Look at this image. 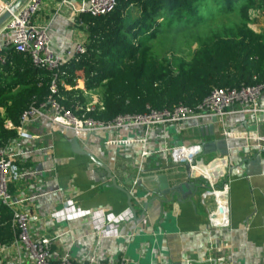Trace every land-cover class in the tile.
Masks as SVG:
<instances>
[{"label": "crops", "instance_id": "1", "mask_svg": "<svg viewBox=\"0 0 264 264\" xmlns=\"http://www.w3.org/2000/svg\"><path fill=\"white\" fill-rule=\"evenodd\" d=\"M60 1L40 0L32 19L47 28L58 55L87 41L83 23ZM78 89L85 102L102 101L99 90ZM259 108L264 111V93ZM26 129L35 138L16 137L6 150L28 174L10 182L8 191L23 201L16 209L33 218L31 239H54L53 261L69 253L74 264H90L91 258L93 264H115L123 257L134 264H264V112L228 114L221 123L157 126L147 137L141 128L85 134L46 121ZM73 138L91 157L72 152ZM187 145L200 146L196 164L208 171L215 188L228 184V228L209 225L212 201H200L209 182L190 176L186 164L173 163L165 152ZM104 167L129 199L106 178ZM66 202L76 212L69 219L50 218ZM12 242L1 247L4 264H33Z\"/></svg>", "mask_w": 264, "mask_h": 264}, {"label": "trees", "instance_id": "2", "mask_svg": "<svg viewBox=\"0 0 264 264\" xmlns=\"http://www.w3.org/2000/svg\"><path fill=\"white\" fill-rule=\"evenodd\" d=\"M203 1L116 0L105 16L81 15L86 54L62 69L65 76L60 77L67 90L59 86L61 103L66 107L75 101L84 103L78 88L99 90L104 110L92 117L109 121L120 114L142 113L147 104L156 110L178 103L193 107L213 88H239L264 81V30L256 34L248 26L252 21L249 11L264 12V0H213L223 12L237 9L239 23L201 41L188 61L172 65L152 55L147 41L155 38L159 17L167 13L171 22H199ZM132 11L134 18L128 14ZM50 83L49 71L35 67L27 55L7 51L6 62L0 64V148L17 137L5 123L18 126L29 106L46 101ZM11 218V211L0 205V247L13 239Z\"/></svg>", "mask_w": 264, "mask_h": 264}, {"label": "built area", "instance_id": "3", "mask_svg": "<svg viewBox=\"0 0 264 264\" xmlns=\"http://www.w3.org/2000/svg\"><path fill=\"white\" fill-rule=\"evenodd\" d=\"M17 1L0 0V18L6 13L10 14L8 19L0 25V64L6 62L7 51L13 49L16 53L27 55L35 67L51 73L50 95L46 101L39 105L29 106L22 113L18 126L14 127L9 121L5 123V128L15 130L17 138L21 140L30 141L35 138L26 127L39 121H46L74 133L85 134L141 128L144 130V137H147L149 130L157 126L208 119L221 123L228 114L264 112L259 108V99L264 93V81L239 88H213L208 96L193 107L178 103L171 108L156 110L147 104L142 113L120 114L109 121L92 117L104 110V104L99 100L84 103L75 101L70 107H66L61 103L62 97L59 94V86L66 87L60 77L65 76L62 69L70 60L86 54V41L74 43L61 55L55 54L50 46L47 28L35 24L32 20L38 11L40 0H26L14 12H11V8ZM60 5L70 8L71 16L78 19V25L81 26V15L105 16L114 9L116 0H79L77 7L70 0H61ZM253 79L255 80L256 77ZM8 143L0 148V205L8 208L12 213L10 220L13 234L12 245L16 248L23 247L33 264H74L69 253H64L58 261H53L50 251L53 238L41 236L35 240L31 239L30 224L33 218L27 210L16 209L23 201L14 199L8 191L10 182L20 180L28 173L22 172L14 164L13 158L16 155L7 152ZM165 152L173 163L186 164L190 176H199L209 182V188L200 195L203 205L208 198L213 204V208L208 209L209 225L211 228H228L230 225L226 204L228 184L225 183L215 188L210 182L208 171L197 166L196 157L201 152L200 146L187 145L169 148ZM147 154L143 149L142 155ZM75 212L73 204L66 202L62 209L51 214L50 218L55 220L56 215L62 214L64 218L69 219ZM93 261L91 258L90 264H93ZM0 264H4L1 258ZM115 264L134 263L123 257Z\"/></svg>", "mask_w": 264, "mask_h": 264}, {"label": "rangeland", "instance_id": "4", "mask_svg": "<svg viewBox=\"0 0 264 264\" xmlns=\"http://www.w3.org/2000/svg\"><path fill=\"white\" fill-rule=\"evenodd\" d=\"M218 4L213 0H204L199 7V16L203 19L197 22L179 23L171 22L169 14L163 13L157 20V33L155 38L147 41L151 46L152 55L158 59H164L172 65L180 60H190L192 54L199 47L200 42L206 40L212 33L225 27L233 26L240 21L237 9L226 13L218 9ZM134 18L135 13L129 12ZM251 22L248 26L254 30L264 29L263 10L249 11ZM197 22V23H196Z\"/></svg>", "mask_w": 264, "mask_h": 264}, {"label": "water", "instance_id": "5", "mask_svg": "<svg viewBox=\"0 0 264 264\" xmlns=\"http://www.w3.org/2000/svg\"><path fill=\"white\" fill-rule=\"evenodd\" d=\"M24 1H25V0H18V1L15 3V5L11 8V12H14V11L18 8V6H19L22 2H24ZM9 15H10L9 13H6L5 15H3V16L0 18V25L3 24V23L5 22V20L8 19ZM70 144H71L72 152H73V153H75V154H80V155H86V156L91 157L90 154H88L87 152H85L84 150H82V149L80 148V146H79L78 141L76 140V138L71 139V140H70ZM104 170H105L106 173H107V174H106V178L111 180L112 185H113L115 188H118V189L124 191L125 194L127 195V194H128L127 191H125L123 188L117 186V184H116V180H115V178L111 175L110 171H109L107 168H105V167H104ZM127 198L129 199V195H127ZM128 203H129V201H128Z\"/></svg>", "mask_w": 264, "mask_h": 264}]
</instances>
